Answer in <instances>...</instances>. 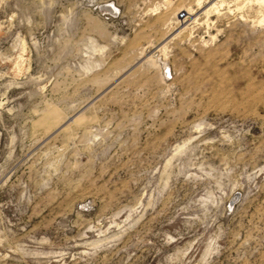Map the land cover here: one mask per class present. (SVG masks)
Listing matches in <instances>:
<instances>
[{
    "label": "rangeland",
    "instance_id": "374dc122",
    "mask_svg": "<svg viewBox=\"0 0 264 264\" xmlns=\"http://www.w3.org/2000/svg\"><path fill=\"white\" fill-rule=\"evenodd\" d=\"M0 264H264V0H1Z\"/></svg>",
    "mask_w": 264,
    "mask_h": 264
},
{
    "label": "built area",
    "instance_id": "2783aa9c",
    "mask_svg": "<svg viewBox=\"0 0 264 264\" xmlns=\"http://www.w3.org/2000/svg\"><path fill=\"white\" fill-rule=\"evenodd\" d=\"M0 2H1V0H0Z\"/></svg>",
    "mask_w": 264,
    "mask_h": 264
}]
</instances>
